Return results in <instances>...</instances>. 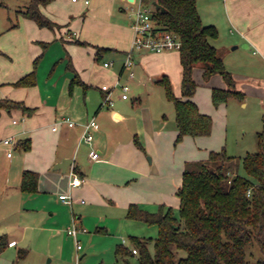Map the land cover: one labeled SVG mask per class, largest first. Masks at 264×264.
Here are the masks:
<instances>
[{
	"label": "crops",
	"instance_id": "obj_1",
	"mask_svg": "<svg viewBox=\"0 0 264 264\" xmlns=\"http://www.w3.org/2000/svg\"><path fill=\"white\" fill-rule=\"evenodd\" d=\"M20 2L16 0L14 6L15 23L10 22L0 32V98L21 102L34 110L30 116L21 109L0 111V235L8 236L6 250L16 251L10 264L16 259L17 250L22 249L18 246L26 232L29 229L49 232L55 225L51 217L61 218L67 228L75 221L80 230L78 237L89 233L84 225L115 234L121 239L120 244L130 234L143 239L144 234L150 236L144 229L148 225L126 218L128 206L135 204L155 213L163 205L177 214L176 190L181 185L185 164L206 160L209 152L223 148L213 143L215 121L208 137L186 136L176 145V123L168 124L161 108L154 111L151 105H142L139 97L128 105L129 97L121 99L118 87L111 90L113 106H102L105 93L101 86L127 85L122 83L124 76L129 80L136 76L133 70V76L129 77L123 67L133 41L127 12L131 7L128 2L132 1L88 0L85 4L84 0H52L40 7L41 13L57 26L52 29L40 28L25 18L22 12L30 0H24L23 6ZM0 6L5 5L0 2ZM197 10L202 24L213 25L218 31L217 39L211 44L232 74L235 89L264 105V0H198ZM2 42L8 44L1 46ZM227 49L234 51V57L238 56L239 71H230L224 59ZM52 50L60 51L52 63L57 61L64 66L61 81L53 79L55 65H51L49 82L43 86L38 78L33 86L14 85L33 71L35 59H38L37 67L42 56ZM132 59L135 69L140 68L139 84L170 76L172 85L179 83V92L174 94L180 96L178 51H133ZM104 63L110 65L105 67ZM75 77L82 84L74 83L70 87ZM211 80L210 95L213 88L226 87L221 76L212 83ZM117 89L120 95L113 99ZM192 100L201 113L210 115L209 103L201 104L198 88ZM64 118L76 125L68 127L61 122ZM92 118L97 128L92 130L93 140L88 144L81 140V125ZM7 138H12L14 144L4 146L2 141ZM10 150L12 154L7 157ZM91 151L99 153V160L90 159ZM65 159L70 161L67 168L55 169ZM24 170L38 174L36 193L20 190ZM71 171L82 179L80 186H70ZM63 194L72 198L68 205L70 215L62 214L67 205L59 199ZM154 227L155 239L158 228ZM49 241L47 236L42 247H48ZM53 241L56 242L55 237ZM12 242L14 245H10ZM148 248L153 254V244ZM55 263L60 262L53 263L51 258L46 262Z\"/></svg>",
	"mask_w": 264,
	"mask_h": 264
},
{
	"label": "trees",
	"instance_id": "obj_2",
	"mask_svg": "<svg viewBox=\"0 0 264 264\" xmlns=\"http://www.w3.org/2000/svg\"><path fill=\"white\" fill-rule=\"evenodd\" d=\"M52 0H30L22 12L25 18L33 20L40 28L57 27L45 17L40 7ZM198 0H142L151 8V18L157 30L176 34L181 42L179 63L181 66L180 96L173 93L170 79L162 76L157 80L172 103L175 114L177 136L175 144L184 137H208L213 128L210 115L199 111L192 100L197 84L193 70L203 66V76L208 80L212 75H219L225 82V88L211 90V103L217 108L231 97L243 100L244 93L235 89V80L226 69L221 54L211 44L218 37L213 25H203L197 10ZM28 75L19 79L16 87L33 86L36 83L35 67ZM82 84L76 77L71 81ZM21 109L30 116L33 109L21 102L0 98V111L10 112ZM260 135L259 152L246 154L242 158L229 156L224 147L220 151L209 152L203 161L188 162L182 174L181 185L176 190L179 199L178 213L161 205L155 213L142 210L130 204L126 218L156 226L158 235L154 240L130 237L131 249L118 244L115 248L116 261L111 264H131L130 257H135V264H245L246 249L255 244L264 264V151ZM135 144L138 145L135 139ZM239 167L244 175L239 174ZM250 189V195L247 191ZM20 190L24 193L38 191V174L24 170ZM153 244L154 253L149 251ZM9 247L6 234L0 235V255ZM25 249H18L12 264L24 259Z\"/></svg>",
	"mask_w": 264,
	"mask_h": 264
},
{
	"label": "rangeland",
	"instance_id": "obj_3",
	"mask_svg": "<svg viewBox=\"0 0 264 264\" xmlns=\"http://www.w3.org/2000/svg\"><path fill=\"white\" fill-rule=\"evenodd\" d=\"M20 1L22 3L20 2L19 5L23 6L22 4L24 0ZM0 2H3L5 5L3 7L0 6V32H2L9 26L10 22L15 23L14 6L16 4V0H0ZM20 8L24 9V7ZM127 12L129 11L127 10ZM210 42L214 43L213 40ZM4 43L5 42H2L1 46ZM225 51L224 59L229 64V67L231 68L230 71H239V67H237L238 63L236 62L238 56L234 57V51L231 52L229 49ZM59 53V50H52L50 54L47 55L45 53L39 61V65L35 67L36 80L38 78V83L40 86H43L45 83L49 82L48 71H50L49 68L52 67L51 65H55L53 79L56 81H61L63 79V75L65 74L64 66H61V63H58L57 61H55L56 63H52V59L56 56H59L57 55ZM105 59H109V56H106ZM243 59H245V57ZM232 60H234V64ZM133 70H135L134 72L136 73V76L132 80L127 79L126 75L122 79V83H127L129 87V91L127 93L129 99L126 101V103L130 105L131 102L135 100V98L139 97L142 105L149 104L154 111H159V108H161L160 110L167 117L166 121L168 124H175L173 111L174 108L172 103L167 100L163 87L157 83V81L152 79L146 81V83L139 84L138 79L140 68L135 69L134 67ZM246 71L251 72L249 69ZM203 72V66L198 64L194 68L193 78L197 84L198 95L200 99H202L201 104L204 106L205 103H209V114L215 121V127L212 133L213 143L215 145H217V143L218 145L220 144L221 147H224L227 155L237 158H242L246 154L259 152L260 135L264 132V105L262 103L260 104L257 98L252 96H244L243 100H238L237 98L231 97L222 106L215 108L211 103V95L208 91L210 88L208 86H210V79L214 81L215 79H219L220 76L212 75L208 80H206L203 76ZM169 78L172 80V77L169 76ZM213 84L212 85L215 86L217 83L214 82ZM172 88L173 93H178L179 83H173ZM118 95H120V92L117 89L113 94V99H115ZM245 102L247 105L243 106L242 103ZM262 149L264 151V137L262 140ZM238 171L240 175H244V171L241 167H239ZM68 208L69 206L66 205V207L62 209V214L67 212L70 215ZM59 216H61V211H59ZM51 221L55 225L51 226V230L49 232H38L35 229H29L26 232L25 239L21 245L18 246V248L25 249L28 255L26 259L19 264H46L48 258H51L53 263L60 262L61 264H74L77 258L80 259V264H111L116 261V256L114 253L115 248L122 242L121 239H118L115 234L99 232L93 227L84 225V228H86L89 233L82 234L78 237L82 249L77 252L75 249L74 240L67 234V227L66 225H62L63 221L61 218L58 219L56 216L52 219L51 217ZM34 224L35 221L31 223L33 226ZM144 229L147 233L150 232L151 234L150 236L148 234H144L146 237L144 239L151 238V240H153L155 235V232L153 231L155 227L145 226ZM47 236L50 239L49 246L43 248L42 245L45 243ZM132 236L133 235L130 234V237ZM54 237L56 242L53 241ZM130 237H125L124 243L122 244L128 249L133 247ZM151 246L152 243H150V247ZM60 251V256L63 257L59 256ZM45 252H47V254ZM15 253V249L6 250L3 256H1L0 264H10V262L15 258ZM260 259H263V256L260 254L257 246L255 244L249 245L246 249L245 264H258ZM129 263H136L134 257L129 258Z\"/></svg>",
	"mask_w": 264,
	"mask_h": 264
},
{
	"label": "built area",
	"instance_id": "obj_4",
	"mask_svg": "<svg viewBox=\"0 0 264 264\" xmlns=\"http://www.w3.org/2000/svg\"><path fill=\"white\" fill-rule=\"evenodd\" d=\"M76 1V0H72ZM85 4H88V0H84ZM128 4L131 6L129 11V17L131 19V29L133 31V41L131 45V50L127 55L125 56L123 67L128 72V76H133V67H134V61L132 59V53L133 51H149L154 53H160V52H169V51H178L181 46V42L179 37L171 32L168 31H160L157 30L156 23L151 18V8L148 6H145L142 3V0H133L132 2H128ZM109 63H104V66H109ZM118 84V83H117ZM118 87L121 91V99L126 100L128 99V91L129 87L126 84H118L114 85L112 88L103 85L101 86V91L105 93L102 98V106H113V101L110 97L111 90ZM15 123V121H13ZM62 123H65L68 127H74L76 124L71 121L69 118H64L61 120ZM82 135L81 140L85 143L90 144L93 140L92 130L97 128L96 121L92 118L86 123L82 124ZM53 130H56V126L53 128ZM2 144L4 146H11L14 144V141L12 138H7L2 141ZM12 154V150L7 152V157H10ZM91 160H99V153L96 151H91L90 154ZM71 181L70 186L71 187H78L82 183V179L78 177L74 172L71 171ZM247 195H250V189L247 191ZM59 199L67 204L71 205L72 198L70 195H60ZM80 233V230L75 224V221L72 222L70 227L67 228V234L71 236L74 240L75 249L77 252H79L82 249V246L80 244V241L78 240V234ZM10 245H14V242L10 243ZM134 255H137V250L132 249L131 250ZM60 264V263H55ZM74 264H80V259L77 258Z\"/></svg>",
	"mask_w": 264,
	"mask_h": 264
},
{
	"label": "water",
	"instance_id": "obj_5",
	"mask_svg": "<svg viewBox=\"0 0 264 264\" xmlns=\"http://www.w3.org/2000/svg\"><path fill=\"white\" fill-rule=\"evenodd\" d=\"M127 1H133V0H127ZM69 164H70V161L65 159L61 163L57 164L55 169L65 170Z\"/></svg>",
	"mask_w": 264,
	"mask_h": 264
}]
</instances>
